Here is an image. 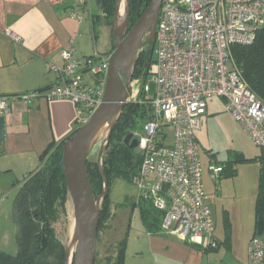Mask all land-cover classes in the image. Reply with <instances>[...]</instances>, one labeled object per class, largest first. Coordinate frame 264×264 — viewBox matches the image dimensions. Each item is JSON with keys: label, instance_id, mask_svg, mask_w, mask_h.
<instances>
[{"label": "built area", "instance_id": "2783aa9c", "mask_svg": "<svg viewBox=\"0 0 264 264\" xmlns=\"http://www.w3.org/2000/svg\"><path fill=\"white\" fill-rule=\"evenodd\" d=\"M85 2L77 0L75 9ZM71 16L81 18L76 10ZM263 28L264 0H163L153 42L154 59L152 55L150 62L145 57L141 73L130 85L129 99L135 102L142 94L152 112L143 132L134 133L142 156L137 201H149L164 215L163 232L205 250L216 249L219 242L211 211L214 198L204 188L196 133L208 101L220 98L264 153V100L248 84L233 54L235 46L252 45ZM8 35L16 43L22 41L13 32ZM61 57L63 66L49 68L57 86L39 95L47 100H71L79 129L103 103L111 56L80 60L71 46ZM82 66L95 84L84 76ZM148 75L153 76L152 82ZM151 83L156 86L153 96ZM8 99L0 97L2 115L10 112ZM210 172L217 182L223 169L210 166ZM247 264H264L263 236L251 239Z\"/></svg>", "mask_w": 264, "mask_h": 264}, {"label": "crops", "instance_id": "0c3cea01", "mask_svg": "<svg viewBox=\"0 0 264 264\" xmlns=\"http://www.w3.org/2000/svg\"><path fill=\"white\" fill-rule=\"evenodd\" d=\"M76 5L77 0H0V97H8L10 104V112L3 115L6 119V138L0 147V217L7 222L0 226V251L3 252L12 227L9 218L15 193L17 195L29 173L41 166L40 159L45 151L52 145L69 140L78 130L77 110L71 100H47L39 95L40 90L56 83L50 66H63L61 52L71 46L76 49L80 60L111 53L97 36L96 16L102 15L97 0H86L85 4L75 9ZM74 10L80 19L71 16ZM8 32L20 36L22 41L14 42ZM81 71L89 81H95L87 68L82 66ZM27 95L31 97L26 99ZM208 108L209 104L203 119L208 114ZM260 154L251 158L243 154L239 157L245 162L253 161V165L258 163V167L236 168L237 179L244 175L243 182L248 186L244 194H248L253 207L249 214L236 218L227 214L224 232L217 234V222L212 212L214 236L219 242L216 249L205 250L173 234L149 233L144 228L145 232L141 233L145 239L144 242L141 240L139 249L136 250L137 245L132 244V264H247L249 243L255 235L260 178L257 158ZM248 169H252V174H248ZM228 172L229 169L225 176L229 175ZM219 192L220 189H217L215 195L206 191L214 198L211 211L218 196L223 197ZM10 197L13 200L8 208L6 203ZM226 203L225 197V206ZM130 247L129 236L128 259Z\"/></svg>", "mask_w": 264, "mask_h": 264}, {"label": "trees", "instance_id": "16d2710c", "mask_svg": "<svg viewBox=\"0 0 264 264\" xmlns=\"http://www.w3.org/2000/svg\"><path fill=\"white\" fill-rule=\"evenodd\" d=\"M151 1L130 0L128 31L135 25ZM97 2L102 15L96 16V21L106 19L108 23L113 24L117 0H97ZM150 50L151 62L153 44ZM233 54L248 84L264 100V28L258 33L252 45L233 47ZM145 57L146 51L139 53L133 73L134 79L141 73ZM151 117L150 104L140 94L137 101L125 105L111 132L108 151L102 163L103 170L98 162L88 161V176L95 197L103 194L104 177L108 183V194L104 198L100 212L99 232L111 215L109 194L113 182L123 180L136 183L139 176L142 156L137 148H128L124 144V139L128 134L139 131L140 126L143 127ZM69 140L57 146H50L41 156V166L25 178L15 199L18 252L13 255L0 251V264H66V240L58 236L55 225L66 216V204L70 199L65 175V145ZM104 140H106L105 137L96 144ZM257 161L260 163V178L254 236L264 235V153L262 151ZM225 170L227 169L224 168V172ZM135 205L139 206L140 217L147 232H162L164 215L156 211L147 200L139 202L136 200ZM127 244L128 238H125L118 245L113 264H125Z\"/></svg>", "mask_w": 264, "mask_h": 264}, {"label": "rangeland", "instance_id": "374dc122", "mask_svg": "<svg viewBox=\"0 0 264 264\" xmlns=\"http://www.w3.org/2000/svg\"><path fill=\"white\" fill-rule=\"evenodd\" d=\"M97 11L98 9L94 13H97ZM112 25L113 24L108 23L106 19H102L97 22L96 32L98 38H100V43L104 46L106 45L107 51L113 53ZM133 62H135V57ZM147 80L152 82L153 76L148 75ZM91 82L95 84L96 80ZM155 89V84L151 83L152 96L155 94ZM134 90L137 93V89L134 88ZM208 102V114L204 119L202 117V129L198 131L196 135L205 189L207 192H212L213 194H215L217 189H220L219 195L223 196H218L217 203L212 207L213 216L217 222V234H221L225 229L227 214L234 218L242 214L246 216L253 208L250 204L251 201L249 202V198L247 197L248 194H244V192L248 190V186L242 179L244 175H241V178L237 179L239 175L236 176V168H238V166H241V169L245 166H249V168L251 166L258 167V163H254L253 165V161L245 162L240 160L239 157L243 154L247 158H251L253 155L261 153V150L252 144L248 134L245 133L242 127L226 111L222 99L215 98ZM140 127L139 131L142 133L143 127ZM106 140L90 148L89 161L94 163L98 162L102 165L103 159L108 151V145L105 148ZM137 151L141 154L140 150L137 149ZM210 166H220L223 169V172L218 176L217 182H213L212 180ZM224 168L229 169V175L225 176L224 173H226V170L224 172ZM255 168L256 167H254V170ZM248 170L250 171L248 174H252V169ZM231 171L233 173H231ZM247 178L248 180L251 179L250 176ZM105 190L106 188L104 185L103 194L99 197H95L96 206L100 210L104 201L103 195ZM109 195V209L111 215L109 219L105 221L104 226L99 232L96 264H113V260L118 252V245L125 238H129V236L131 247L130 251H128L129 259L126 257L125 264H132L131 260H133V255L132 257L130 256V252L133 249L132 244L137 245L136 250H138L141 240L144 242L145 239L144 234L141 233L142 231L145 232V230L142 225L139 206L135 205L138 198V188L136 183L116 180L110 187ZM225 197L227 199V206H225ZM15 199L11 207L12 215H10L11 218H9V223L12 227L10 229L8 244L5 247V252L13 255L18 252V227L15 222ZM12 200L13 197L8 199V203H6L8 208ZM66 208V216L55 225V228L58 236L66 240V246L69 251L68 264H73V255L76 252L77 244L70 248L68 246L75 226L74 207L71 199L68 200ZM6 223L4 218L0 217V226ZM136 261L139 260L136 259Z\"/></svg>", "mask_w": 264, "mask_h": 264}, {"label": "water", "instance_id": "95a60500", "mask_svg": "<svg viewBox=\"0 0 264 264\" xmlns=\"http://www.w3.org/2000/svg\"><path fill=\"white\" fill-rule=\"evenodd\" d=\"M127 4V15L122 29L117 28L119 9L123 0H117L112 25V40L114 52L110 53V71L103 103L91 120L79 128L74 136L65 145V175L69 197L72 200L75 215L74 230L78 237L76 252L73 255V264H95L98 252L99 222L101 210L97 208L95 195L88 176L87 164L89 161L90 145L95 131L100 125L112 116L118 115L106 143L107 147L110 135L119 116L129 102L131 94V82L138 55L146 48L147 60L150 56V47L154 42L156 27L159 20L160 9L163 0H152L135 25L128 31L130 25V0ZM131 54H134L135 62L127 64ZM57 86V83L40 90L44 93ZM6 119L0 115V147L6 138ZM124 144L135 149L139 146V140L130 133L124 139ZM101 170L102 165L99 163ZM103 172V171H102ZM105 180V192L108 194V183ZM69 251L67 249V261Z\"/></svg>", "mask_w": 264, "mask_h": 264}, {"label": "bare ground", "instance_id": "6f19581e", "mask_svg": "<svg viewBox=\"0 0 264 264\" xmlns=\"http://www.w3.org/2000/svg\"><path fill=\"white\" fill-rule=\"evenodd\" d=\"M126 15H127V4H126V1L123 0V2L121 3L120 9H119V19H118V24H117V28L119 30L122 29V27L124 26ZM134 57H136V56L134 54H131L127 64H132V62L134 61ZM135 93H136V91L134 90L133 94L135 95ZM117 116L118 115L110 117L109 119H107L106 121H104L100 125V127L95 131V133L93 135L90 148L92 146H94L97 142H99L102 138L105 137L107 139L113 125L115 124ZM74 229L75 228H73L70 243L68 245L69 248L72 246H75L78 242V237H77Z\"/></svg>", "mask_w": 264, "mask_h": 264}, {"label": "flooded vegetation", "instance_id": "af4514ba", "mask_svg": "<svg viewBox=\"0 0 264 264\" xmlns=\"http://www.w3.org/2000/svg\"><path fill=\"white\" fill-rule=\"evenodd\" d=\"M141 6H142V3H141ZM138 149V148H137Z\"/></svg>", "mask_w": 264, "mask_h": 264}]
</instances>
